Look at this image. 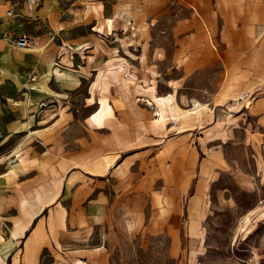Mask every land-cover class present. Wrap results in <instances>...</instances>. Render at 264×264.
<instances>
[{
	"label": "crops",
	"instance_id": "crops-1",
	"mask_svg": "<svg viewBox=\"0 0 264 264\" xmlns=\"http://www.w3.org/2000/svg\"><path fill=\"white\" fill-rule=\"evenodd\" d=\"M12 2L8 17L0 0V264L128 261L136 234L177 229L199 145L223 144L248 111L264 133V0H43L38 16L66 14L64 45L49 46ZM82 86L84 139L69 141L57 101Z\"/></svg>",
	"mask_w": 264,
	"mask_h": 264
},
{
	"label": "rangeland",
	"instance_id": "rangeland-1",
	"mask_svg": "<svg viewBox=\"0 0 264 264\" xmlns=\"http://www.w3.org/2000/svg\"><path fill=\"white\" fill-rule=\"evenodd\" d=\"M38 9H28L31 19L22 18L20 24L34 37L50 35L44 46L64 45L63 29H58L57 20L63 21L66 14L61 10L59 16L50 12V19L49 14L38 16ZM40 17L42 22L37 21ZM38 56L48 58L49 55ZM136 73L143 71L136 70ZM160 74L170 76L172 73L158 71L153 78H160ZM210 81L204 78L198 82L205 87ZM87 90L88 86H82L57 101L56 110L71 112L70 123L65 125L73 127L69 141L84 139L81 122L88 112L83 100ZM201 104L206 103H197L200 107ZM244 112L241 110L240 114ZM256 123L251 111L244 120L234 124L235 128L221 122L227 125L226 129L233 127L236 131L216 148L199 145L198 150H194L191 157L199 165L198 177L185 185L180 222L172 224L177 229L136 234L131 241L129 260L118 258L113 264H264V133H255ZM215 149H220L227 163L222 166L212 163ZM6 152L11 151L0 150V156ZM199 205L200 215L195 212ZM195 221L198 228L193 231ZM93 234L97 235L98 231ZM175 239L178 246L174 244ZM45 264H52L51 258L47 257Z\"/></svg>",
	"mask_w": 264,
	"mask_h": 264
},
{
	"label": "built area",
	"instance_id": "built-area-1",
	"mask_svg": "<svg viewBox=\"0 0 264 264\" xmlns=\"http://www.w3.org/2000/svg\"><path fill=\"white\" fill-rule=\"evenodd\" d=\"M5 2V5H9L11 4L10 7H8V11H7V16L8 17H13L15 16L14 14V4H13V0H3ZM43 0H25V4L28 7V9L32 10L34 8H36L37 6H39V4L42 2ZM3 39H5L8 43H10L11 45H14L16 48L19 49H27L30 48L32 45V38L30 35L26 34V33H22L18 36H13L8 32H3ZM28 80L30 81V83H35L36 82V77L31 75ZM249 98V93H245L243 95H241V97L239 98V101H245ZM250 102L246 104V108H249L250 106ZM158 115V114H157Z\"/></svg>",
	"mask_w": 264,
	"mask_h": 264
},
{
	"label": "bare ground",
	"instance_id": "bare-ground-1",
	"mask_svg": "<svg viewBox=\"0 0 264 264\" xmlns=\"http://www.w3.org/2000/svg\"><path fill=\"white\" fill-rule=\"evenodd\" d=\"M26 204V203H25ZM36 207V206H35ZM37 211H39V210H37ZM35 214V213H34Z\"/></svg>",
	"mask_w": 264,
	"mask_h": 264
}]
</instances>
